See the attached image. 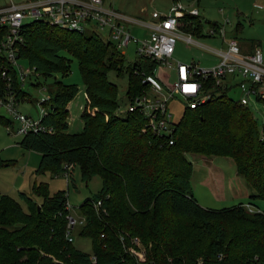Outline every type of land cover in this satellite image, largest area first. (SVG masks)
<instances>
[{
  "label": "trees",
  "instance_id": "trees-1",
  "mask_svg": "<svg viewBox=\"0 0 264 264\" xmlns=\"http://www.w3.org/2000/svg\"><path fill=\"white\" fill-rule=\"evenodd\" d=\"M179 21L180 30L201 35L199 15L186 13ZM21 31L18 58L54 79L40 118L51 131L28 130L18 144L40 154L36 171L64 172L72 180L77 167L82 181L98 175L101 186L78 206L85 221L73 231L90 239V251L65 236L66 190L50 194L46 182H35L38 200L24 192L18 199L1 194L0 264H264V207H245L264 200V118L259 127L249 106L207 80L206 87L219 93L196 107L185 105L168 143L166 136L141 131L145 118L138 110H120L117 85L108 77L111 70L127 73L128 103L149 85L134 70L151 74L155 61L126 64L116 44L97 32L54 27L43 19L23 23ZM70 57L85 93L75 132L68 130L67 117L78 86L62 80ZM0 62L6 63L4 57ZM11 70L19 101L25 92ZM10 123L0 115V124ZM189 153L230 157L250 190L246 203L201 205L190 186ZM9 162L0 156V167ZM97 200L105 213L94 208Z\"/></svg>",
  "mask_w": 264,
  "mask_h": 264
},
{
  "label": "built area",
  "instance_id": "built-area-1",
  "mask_svg": "<svg viewBox=\"0 0 264 264\" xmlns=\"http://www.w3.org/2000/svg\"><path fill=\"white\" fill-rule=\"evenodd\" d=\"M186 13L199 15L197 8L184 4L182 0H172L166 13L152 11L148 20L128 16L105 4L103 0H24L18 3L9 0L8 3L0 6V57H4L6 61V63L0 62L2 82L0 106L6 109L9 118L18 122L17 133L24 134L28 130L51 131V127L44 126L40 121L45 112L41 102L47 97L38 101L36 118L16 107L18 101L10 70H13L15 83L19 87L26 76L38 75L30 66L26 69L22 68L17 56V46L23 41L21 27L27 22L26 19L30 21L43 19L54 27L95 31L99 35L101 30L106 29V40L116 45L126 46L130 41L135 42L138 57L155 61L156 66L151 74L142 67L134 70L136 74H141L142 81L148 82L149 85L142 94L126 103L124 110H138L145 118L141 131H148L161 137L166 136L168 143L173 142L171 135L174 131V123L170 121V113L167 110L168 99L178 95L184 100L185 105L190 108L196 107L213 97V94L219 93H213L211 88L206 87L207 80L212 81V87L223 89L226 94L236 86L240 92L237 100L251 109L252 102L264 104V56L257 46L251 51H244L240 48L236 37L225 38L223 24L210 25L206 30L208 36L219 34L223 38L222 47L218 49L202 47L217 57L214 63L198 66L194 62L184 63L173 58L172 53L178 38L186 44H199L191 37L190 32L181 31L179 28V17ZM128 23L144 28L146 35L141 39L136 38L131 33ZM225 23L228 24L229 21L226 20ZM161 66L170 67L175 71V79L172 83H168L160 75L158 77L157 73L154 74ZM93 206L98 212L105 213V209L101 207V200L95 201ZM65 207L68 210L65 214V236L68 241H73L74 229L82 224L85 218L81 214L75 215L71 212L67 199ZM132 241L139 243L137 238H132Z\"/></svg>",
  "mask_w": 264,
  "mask_h": 264
},
{
  "label": "rangeland",
  "instance_id": "rangeland-1",
  "mask_svg": "<svg viewBox=\"0 0 264 264\" xmlns=\"http://www.w3.org/2000/svg\"><path fill=\"white\" fill-rule=\"evenodd\" d=\"M18 3L24 0H11ZM105 4L127 15L140 16L148 18L152 11L158 10L166 13L172 0H103ZM9 0H0V6L8 3ZM186 5H192L198 9L199 17L202 20L203 28L201 35L192 33L191 37L199 42L198 45L186 44L178 38L173 52V57L184 63L194 62L198 66H208L207 58L210 52L202 47L218 49L222 47L223 38L217 34L208 36L207 28L212 22L224 25L225 36H234L245 45L257 46L264 56V0H182ZM196 2V3H194ZM228 20L229 23H225ZM30 21V19H26ZM238 29L236 30V26ZM131 33L136 38L141 39L146 35L144 28L138 25L127 24ZM182 31V30H181ZM100 36L107 38L106 29L101 30ZM136 44L130 41L126 46L116 45L117 50L124 56L126 64L138 61L136 54ZM199 48V49H198ZM22 68H28V64L19 60ZM157 71V72H156ZM121 73V72H120ZM159 74L168 83L175 79V71L170 67L163 66L162 70L157 68L154 74ZM170 73L169 76L167 74ZM108 77L118 88V99L120 110L126 109V86L127 73L121 74L113 70L108 72ZM55 78H60V74H55ZM53 76L43 77L30 74L26 76L25 81L21 83V100L16 105L17 109L30 115L33 118L38 116V101L47 97L49 89L53 87ZM66 83H75L78 86V93L68 106L70 132L79 131L81 122L79 119L80 105L85 102L84 84L82 82L77 61L70 57L69 72L62 78ZM38 82V85H34ZM45 87L47 89H45ZM227 95L238 99L240 92L236 86L228 90ZM252 111L257 118V124L260 127L264 118V104L262 102H252ZM185 107L184 100L174 95L168 99L167 110L170 113V121L175 123L180 118ZM0 115L10 117L3 106H0ZM12 120V119H11ZM18 122L13 121L8 125L0 124V156L9 162L0 167V195L7 194L14 199H18V192H24L35 200L39 198L32 191L33 183L46 182L50 194L57 190H66L67 200L70 204L71 212L78 215V206L90 194L95 193L101 186V180L98 175H93L87 183L80 179L77 167L73 170V178L68 179L64 172L53 174L50 171H36L40 154L33 150L22 148L18 141L22 137L17 133ZM187 158L192 162V173L189 181L191 190L198 202L206 207L220 208L230 206L238 202L246 203L247 186L241 175L236 173L233 160L228 156L212 155L205 156L197 153L187 154ZM249 189V188H248ZM250 191V190H249ZM256 206L247 207L251 212L254 208L264 207V200L255 199ZM73 244L84 251H90L91 242L89 238L81 237L73 233ZM140 251L143 252V246L137 243Z\"/></svg>",
  "mask_w": 264,
  "mask_h": 264
},
{
  "label": "crops",
  "instance_id": "crops-1",
  "mask_svg": "<svg viewBox=\"0 0 264 264\" xmlns=\"http://www.w3.org/2000/svg\"><path fill=\"white\" fill-rule=\"evenodd\" d=\"M196 2H197V0H196ZM195 2V3H196ZM128 16H131V17H137V18H142V19H146V20H148V19H150V15H149V17L148 18H144V17H140V16H132V15H128ZM225 36V35H224ZM228 37H230V36H228ZM227 36H225V38H228ZM224 38V39H225ZM176 43H177V40H176V42H175V45H176ZM175 45H174V49H175ZM223 45V44H222ZM239 45H240V48L242 49V50H244V51H251L255 46H253V45H245V44H243V43H241V42H239ZM199 49V48H198ZM204 49V48H203ZM204 50H207V49H204ZM208 51V50H207ZM173 52H174V50H173ZM210 52V51H209ZM210 54V56H209V58H207V60H208V64H212V63H214L216 60H217V57L213 54V53H209ZM172 56H173V53H172ZM174 58V57H173ZM175 59V58H174ZM162 67L163 66H161L160 67V69L162 70ZM170 75V73H168V76ZM158 77H159V74H158ZM161 77V76H160ZM162 78V77H161ZM85 94V93H84ZM69 105H70V103H69ZM68 105V106H69ZM247 192H246V195L248 196V194H249V189L247 188ZM247 198V197H246ZM197 199V198H196Z\"/></svg>",
  "mask_w": 264,
  "mask_h": 264
}]
</instances>
